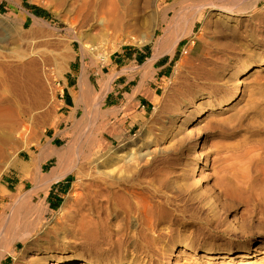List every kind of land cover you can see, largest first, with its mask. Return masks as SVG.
<instances>
[{
    "label": "rangeland",
    "instance_id": "rangeland-1",
    "mask_svg": "<svg viewBox=\"0 0 264 264\" xmlns=\"http://www.w3.org/2000/svg\"><path fill=\"white\" fill-rule=\"evenodd\" d=\"M110 1L0 0V132L9 133L6 152L12 154L16 150L23 154L26 143L50 142L53 134L60 133L56 130L57 124L68 119L70 121L69 109H76L77 115L81 113L83 104L77 102L75 106V103H71L73 94L78 95L76 77L81 69H85L91 85L95 86L97 78L88 62L82 64L83 55L87 56L86 61L93 58L87 53L83 54V49L100 45L106 56H114L112 65L103 67L107 79L114 76L113 73L118 75L113 85L125 83L128 63L135 57L140 64L147 60L148 65L153 66L146 77L154 87L155 98L144 109L140 127L131 126L130 120H126L122 112L115 118L105 116L102 124H107L106 128L111 122L125 123L120 134L123 143L128 144L136 137H140L142 142L135 150L121 153L122 157L114 164H100L98 169L109 171L115 166L123 169L149 167V170H144L148 172L147 176L149 173L158 178L164 176L166 181L172 178L171 182L179 188L183 185L182 178L175 177L180 176L181 170L188 169L187 158L197 159L200 155L196 172H190V180L184 184L197 181L198 185L209 186L213 184L209 176L212 164L221 167L233 148L240 153L251 148L257 156L253 171L262 172L264 66L260 65L264 61V0H237V6L249 4L248 8L251 9H233L235 13H227L223 17L217 16L219 12L216 9L221 8L207 6L209 0H113L123 17L115 31L107 27V17L102 13ZM180 8L191 9V15L196 19L202 15V20L208 22L207 26L201 28V24H196L192 33L189 24L181 27L178 33H184L185 37L176 52L173 45L160 51L154 47V39H159L161 32L160 29L153 31L156 27L149 15L156 9ZM73 35L76 36L75 40L71 38ZM191 40L194 41L192 47ZM185 48H191V51L183 56L181 52ZM52 57L60 74H70L68 86H51L41 80V60ZM251 65L254 66L252 70L243 75L242 70ZM49 68L54 69L53 66ZM205 83L221 84L223 90L209 95L203 107L206 103H219V106L212 110L206 108L189 124L178 125L177 121L172 125L167 124L168 112L184 104L182 99L186 95L195 96ZM113 85L109 83L110 88L103 93L101 103L104 102L107 108L123 100L121 94L110 92ZM133 86L131 82L121 92L124 94ZM206 90L209 91L208 88ZM23 91H29L25 92L29 94L28 99L20 101L19 95ZM35 97L41 98L39 104H35ZM190 98L197 103L204 99L203 96ZM61 129H65L63 124ZM196 132L201 134L199 140ZM97 133L100 141H107V147L114 148L120 143L113 136L108 142L105 131ZM197 142L199 145L196 146ZM64 144L59 141L56 146L62 147ZM139 155H142V160H135ZM154 156L161 159V163L147 166ZM131 157L132 161H128ZM51 164H44L46 174ZM3 170L4 166L0 165V174ZM199 176H202L200 180ZM85 182V178L67 175L43 192L41 200L48 209L43 222L51 235L53 231H58V237L55 234L45 237L47 251L39 256L27 255V260L41 257L43 264H65L62 260L53 258L48 261L46 258L57 255L61 259L78 253L85 256L91 253L78 245L73 232L76 222L73 224L68 217L75 209V199L83 198L85 193L84 186L74 187L71 193L70 190L74 184L83 185ZM5 184L13 189L18 180H9ZM168 190L173 191V188L169 185ZM67 197L68 201L64 204ZM234 210V213L224 215L228 222L241 216L243 204ZM222 241L227 243L230 240ZM174 252L178 260L190 256L191 264H264V247L259 252L251 253L248 259L241 258L240 253L229 258L216 256L207 260L201 251L188 253L177 248ZM11 259L8 257L1 264H14ZM182 263L184 261L179 264ZM169 264L176 262L172 259Z\"/></svg>",
    "mask_w": 264,
    "mask_h": 264
},
{
    "label": "bare ground",
    "instance_id": "bare-ground-1",
    "mask_svg": "<svg viewBox=\"0 0 264 264\" xmlns=\"http://www.w3.org/2000/svg\"><path fill=\"white\" fill-rule=\"evenodd\" d=\"M210 5L221 8L216 9L218 17L235 13L233 9H251L248 8L249 4L237 6V0H209L207 6ZM190 10L151 11L149 16L156 27L153 31L160 29L161 32V37L154 39L155 48L163 51L173 45L176 52L185 37L184 33H178L181 27L189 24L192 33L196 24H201V28L207 26L208 22L202 20V15L196 19ZM102 13L107 17L104 22L108 28L115 31L120 27L123 17L113 0L108 8L102 9ZM71 38L75 40L76 36ZM193 45L194 41L191 40V47ZM190 51L191 48H185L181 55H189ZM84 53L93 57L86 61L87 56L83 55L82 64L88 62L95 70V86L91 85L86 70L81 69L76 77L78 95L73 94L71 103L76 106L80 102L83 108L79 115L76 109H69L70 121L65 120L56 126L59 134H53L50 142L43 140L34 145L26 143L23 154L16 150L10 154L5 150L10 140L9 133L0 132V165L4 166L0 174V264L8 260V257L12 258L14 264H43L41 257L26 259L27 255L39 256L47 251L45 237L53 234L58 237V231H53L51 235L46 230L47 224L43 219L48 209L41 197L45 190L67 175L86 180L83 185L74 184L70 190L71 193L74 187L84 186L85 193L83 198L75 199V209L68 217L73 220V224L76 222L73 232L79 241L78 245L91 253L86 256L78 253L61 259L57 255L48 256V261L62 260L65 264H169L173 259L176 264L181 261H184L182 264H191L190 256L178 260L174 250L182 248L188 253L201 251L207 260L216 256L229 258L236 253L248 259L251 253L261 251L264 247V170L253 171L257 159L253 149L240 153L233 148L221 167L212 164L209 176L213 184L209 186L198 185L197 181L184 184L190 180V172H196L200 155L197 159L187 158L188 169L181 170L180 176L175 177L182 178L183 185L179 188L171 182L172 178L166 181L164 176L158 178L150 173L147 176L148 172L144 170H149V167L123 169L115 166L109 171L98 169L100 164L112 165L120 160L118 158L122 157L121 153L135 150L142 139L136 137L125 144L120 135L125 123L111 122L108 128L107 124H102L105 116L115 118L120 111L131 112L136 105L132 101L133 96L119 109L107 108L104 102L101 103L104 91L110 88L109 83L113 85L118 78L113 73L114 76L107 79L103 68L112 65L114 56H106L100 45L83 49ZM51 60L54 61V58L41 60V80L51 86H68L70 74H60L57 64ZM260 66H264V61ZM152 67L148 65L141 77L144 78ZM253 67H246L242 74L248 73ZM130 79L136 80V88H140V69H135ZM112 90L113 86L110 92ZM222 90L221 84H202L195 96L186 95L182 99L184 104L168 112L166 123L172 125L177 121L178 125L189 124L206 108L212 110L218 107L219 103H206L203 107V102L209 95ZM25 92L29 91L20 93V101L28 99L29 94ZM201 96L204 98H200L202 101H191L190 97L197 99ZM40 100L35 97V104H39ZM191 108L193 111H190ZM129 114L125 115L131 126L140 127L143 114L137 112L128 117ZM61 124L65 126L64 130ZM96 131H105L109 137L108 142L110 137H116L119 145L107 147V141H100ZM200 135L196 132L197 140ZM59 141L65 144L57 147ZM110 155L113 157L108 158ZM135 160L141 161L142 155L135 157ZM161 161L154 156L147 166ZM51 162L46 174L44 164ZM148 177L151 178L146 181ZM201 178L199 176L198 180ZM13 179L18 180V184L10 189L5 183ZM169 185L173 191L168 190ZM176 192L178 194L174 195ZM67 201L68 197L64 199V204ZM241 203L244 212L228 222L224 215L234 213V208ZM223 239L230 241L226 243Z\"/></svg>",
    "mask_w": 264,
    "mask_h": 264
},
{
    "label": "crops",
    "instance_id": "crops-1",
    "mask_svg": "<svg viewBox=\"0 0 264 264\" xmlns=\"http://www.w3.org/2000/svg\"><path fill=\"white\" fill-rule=\"evenodd\" d=\"M135 62H137L138 64H134ZM148 67V61H143L140 64V60L135 57L134 60H131V62L128 63V67L129 68L127 71V73H125V77H126V81L123 85H113V90L111 92L115 93V94H121L122 95V102L120 104H116L113 106H110V108H115V109H119V107H122L124 105V103H126L128 101V99L133 96V103L136 105L135 109H133L131 112H122L120 111V113L122 112L123 115L125 114H129L128 117L130 115H134L137 112L138 113H143L144 109L148 107L149 104L152 103V101L155 98V90L154 87L150 84L148 78L146 77V75L144 76V78L141 77V75L144 72V69ZM140 69V88H136V80H131V76L134 75V71L135 69ZM153 68V67H152ZM152 71V69H151ZM151 71H149V73H151ZM131 82L134 83V86L127 90L126 92H124V94L121 92L122 90H124L125 86H127L128 84H130ZM112 93V94H113ZM114 99L111 101L113 103ZM141 107V108H140ZM121 110V109H120ZM127 120V119H126Z\"/></svg>",
    "mask_w": 264,
    "mask_h": 264
}]
</instances>
